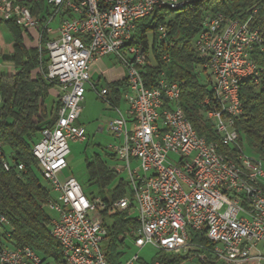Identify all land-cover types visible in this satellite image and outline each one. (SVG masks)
<instances>
[{"label":"built area","instance_id":"built-area-1","mask_svg":"<svg viewBox=\"0 0 264 264\" xmlns=\"http://www.w3.org/2000/svg\"><path fill=\"white\" fill-rule=\"evenodd\" d=\"M160 2L179 0H43L48 11L34 17L23 0H0V20L15 21L25 31H34L38 42L43 33L50 41L46 49L49 64L45 80L57 90L61 106L51 128L43 130L33 146L35 159L46 182L54 188L55 202L47 210L51 236L72 264H110L105 255L107 232L100 211V199L89 200L73 177H65L71 142H84L86 131L77 124L91 66L113 57L124 69L128 90L126 110L108 124L115 143L110 146L116 159L124 164L117 173L127 172L130 196L115 201L114 211H130L138 229L129 233L139 250L151 246L157 252L185 255L196 250L191 234L203 235L213 244L212 253L223 264H264V185L259 192L244 191L241 180H233L211 160L193 133L184 111L172 109L177 102V83L164 73L163 96L148 88L143 68L153 66L155 57L141 44L132 45L138 21L154 13ZM56 23V27L53 25ZM165 40L167 30L160 26L153 38ZM196 53L205 59L204 68L212 78V96L206 98V116L213 120V133L226 142L229 150L244 163L251 178H264V162L250 159L238 144L235 120L243 115L240 96L233 85L243 76L257 74L253 58L264 49L261 34L240 19L223 15L206 17L193 41ZM122 51L132 53V64H125ZM152 63L150 61V57ZM162 60L168 61L167 56ZM264 74H257L260 85ZM97 97L108 101L106 90ZM227 105V112H220ZM1 158V153H0ZM132 162L136 166H132ZM6 171L10 166L3 161ZM24 171V166H17ZM9 222L0 218V235L11 238ZM75 246V253H66ZM134 256L126 264H139ZM0 264H42L30 248L0 246Z\"/></svg>","mask_w":264,"mask_h":264},{"label":"trees","instance_id":"trees-1","mask_svg":"<svg viewBox=\"0 0 264 264\" xmlns=\"http://www.w3.org/2000/svg\"><path fill=\"white\" fill-rule=\"evenodd\" d=\"M23 3L34 17L48 11L43 0H23ZM219 14L228 20L249 22L264 40V0H191L181 10L162 8L138 21L131 42L132 45L141 44L148 52L146 34L155 32L160 26L166 28L165 40L158 43L153 38L151 51L156 61L153 66L143 68L145 84L148 88L156 86L161 73L169 81L179 84V107L197 134L213 144L220 140L201 115L205 110L204 100L212 96V78L204 68L205 59L196 53L193 41L200 33L204 19ZM149 18L150 24H146ZM1 27L13 40L12 53L5 60L13 66V74L0 76V218L4 217L12 229L10 239L0 235V246L30 248L41 257L42 264H66L59 244L51 236L52 218L47 210L51 192L39 180L37 172L41 171L32 153L43 130L54 125L61 106L59 97L52 96L55 86L44 77L49 64L46 46L50 38L43 33L40 45L29 47L26 43V40H32L29 31L23 30L14 20H0ZM163 56H167L168 61L162 60ZM252 56L257 60L260 74H264V49L256 50ZM202 74H207L205 84L200 81ZM256 83L250 79L240 85L243 115L235 120V129L239 134V146L243 147V140H246L264 162V79L260 85ZM127 90L126 75L123 80L107 85L108 98L113 104H119L122 93ZM219 149V153L236 156L234 151L221 144ZM108 157L116 159L115 155L108 154ZM3 161L9 164V171L4 169ZM19 165L24 166V171H17ZM86 169L90 182L99 187L97 197L87 198L91 201L100 199L106 206L100 213L107 232V261L122 264L125 251L129 249L127 235L135 232L138 225L130 211H114L111 205L130 196L128 183L119 180L111 188L118 173L99 155L86 162ZM191 236L198 246L196 250L185 255L157 252L149 264H223L214 257L213 244L206 237L193 233ZM139 264L146 263L140 261Z\"/></svg>","mask_w":264,"mask_h":264},{"label":"rangeland","instance_id":"rangeland-1","mask_svg":"<svg viewBox=\"0 0 264 264\" xmlns=\"http://www.w3.org/2000/svg\"><path fill=\"white\" fill-rule=\"evenodd\" d=\"M150 18L146 21V24H150ZM56 27V23L53 25ZM31 35V34H30ZM154 32L149 31L146 34L147 40L149 42V48L152 46ZM32 43L35 46H39L40 42H38V37L35 35H31ZM12 38L9 33L3 28H0V50L4 51L6 46L12 42ZM151 45V46H150ZM150 61L152 63L151 56ZM105 67L114 66L110 64L108 58L103 60ZM115 66H119L116 63ZM97 73L98 68H96ZM97 76L102 78L101 83H96L97 79L92 78L90 76V84L86 85V91L84 95V100L81 104L82 114L80 116V123L86 128V140L84 142H71L69 144L70 155L67 159L68 169L64 172L65 177H73L78 184L81 186L83 193L86 197H97L99 195V187L90 182L89 174L86 169V162L94 158L95 155H99L105 161L107 166L115 170L116 172L123 169L124 164L119 162L117 159L111 160L108 157V154L114 155L113 151L110 149V146L114 145L115 140L113 136L108 132V124L116 117V111L112 107V100L108 97V101H103L97 97L96 91L100 92L102 88L106 87V82L102 76L98 73ZM207 74H202L200 77V81L205 84L206 83ZM124 93L121 95V101L118 104L121 109L126 107L124 101ZM99 129H102V132H99ZM243 152L250 159H259V155L254 151V149L249 145L246 140H243ZM132 166L135 167L136 163L132 162ZM39 180L43 186L48 188L51 192V197L56 198L55 193L53 192L50 184L46 182L42 176L41 172H37ZM119 180H123L128 183L129 177L127 172L118 173L117 180L111 186L113 188ZM48 214L52 219L56 218V215L48 210ZM262 252H264V247L261 245L259 247ZM138 255L141 262L149 264L157 255L156 249L151 246H146L143 249L139 250L135 248L131 243H129V249L125 251V255L121 260L122 264L128 263L134 256Z\"/></svg>","mask_w":264,"mask_h":264},{"label":"bare ground","instance_id":"bare-ground-1","mask_svg":"<svg viewBox=\"0 0 264 264\" xmlns=\"http://www.w3.org/2000/svg\"><path fill=\"white\" fill-rule=\"evenodd\" d=\"M91 2H99V0H90ZM124 1H133V0H124ZM191 3V0H179V3H168V2H160L157 4V7L154 8L155 10H159L162 8H169L171 10H181L184 7H187ZM262 51V50H261ZM122 58L124 59L125 64H132V53L130 51H122ZM255 70L257 74H260V71L257 68L255 63ZM264 71V67L262 72ZM257 74H250L248 76H243L241 79L235 81L233 85V93L234 96H240V85L250 79H254L257 82ZM153 93L156 96H163V89H162V82L161 80H156V86L153 87ZM181 97V89L179 84H177V102H172V109H179V102ZM203 107L205 110L201 112L202 116H206V104L205 101L203 102ZM220 112H227V105H220ZM186 118V117H185ZM208 123L211 124L213 127V120L212 119H204ZM188 121V120H187ZM189 125L190 122L188 121ZM193 133L197 136V142L200 144L202 148V153H209L211 154V160L216 164L217 167L222 170V172L226 174H232L233 180H241L242 179V187L244 191H251V192H259L260 185H264V178H251L249 176V171L244 167V163L241 162L237 156L230 157L226 154L219 153V145L221 144L224 147L226 146V142L220 140V143H208L206 138L200 137L197 132L193 129ZM33 153V150H32ZM35 157V153H33ZM54 192V188H52ZM55 193V192H54ZM263 199H264V192H263ZM50 202H55V199L52 198ZM62 250V249H61ZM66 253H75V246H66ZM63 254V250H62ZM66 264L69 263L68 258L66 255H63Z\"/></svg>","mask_w":264,"mask_h":264},{"label":"crops","instance_id":"crops-1","mask_svg":"<svg viewBox=\"0 0 264 264\" xmlns=\"http://www.w3.org/2000/svg\"><path fill=\"white\" fill-rule=\"evenodd\" d=\"M34 33L38 37L36 32H34V31L29 32V34H31V35H34ZM31 39H32V37H31ZM31 41L26 40V43L29 47H31L33 45V43ZM34 44H35V41H34ZM12 49H13V41L10 42V44L6 46V49L4 51L0 50V76L8 77V76H11L13 74V66L5 61L6 59H8L10 57V55L12 53ZM105 58H108L110 61V64L112 63L114 66L105 67L104 63H103V60ZM105 58L95 62L91 66L90 76L92 78H96L97 79L96 83L99 84V83H101V80H102V78H99V76H97V74L99 73L100 76H102L106 82V87L102 88V90L107 91V85L123 80V78L125 76V72H124V69L120 65L115 66L117 62L114 60L113 57H105ZM96 68H98V71H99L98 73L96 71L97 70ZM57 95H58L57 91L56 90L53 91V93H52L53 98H56ZM0 105H1V98H0ZM112 107L114 108L115 111L118 110L120 112H124L126 110V107L124 109H121L118 104L112 103ZM117 115L118 114L116 111V117L115 118H117ZM114 119H112V120H114ZM77 124L79 126L83 127L86 131V128L80 123V118H79ZM102 131H103L102 129H99V132H102ZM86 133H87V131H86ZM127 242H128V244L131 243L133 245L132 240L130 238L127 239ZM106 246H107V240L104 243L105 249H106Z\"/></svg>","mask_w":264,"mask_h":264}]
</instances>
